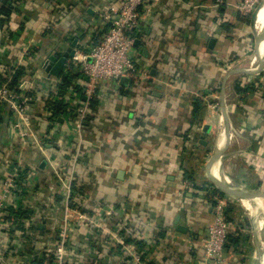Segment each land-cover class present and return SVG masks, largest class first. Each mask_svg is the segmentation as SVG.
Here are the masks:
<instances>
[{
  "label": "crops",
  "instance_id": "crops-1",
  "mask_svg": "<svg viewBox=\"0 0 264 264\" xmlns=\"http://www.w3.org/2000/svg\"><path fill=\"white\" fill-rule=\"evenodd\" d=\"M6 1L14 7L0 15V73L25 67L35 76L28 77L29 126H22L27 145L12 112H2L0 191L14 171L19 183L0 220V264H39L36 257L44 261L59 245L69 181L68 264H216L204 253L213 189L221 191L222 181L264 195V48L252 35L264 3L251 28L237 10L240 0H150L133 47L147 77L103 82L79 138L71 115H55L45 101L57 95L64 73L75 77L72 93L86 86L79 56L101 42L107 6L119 0ZM75 40L76 58L62 75L46 73L50 57L60 58ZM248 55L249 69L242 64ZM236 84L250 88L240 94ZM195 101H203L196 118ZM186 180L195 188L184 187ZM248 198H232L227 208L237 243L220 264H264L257 256L264 252V199L255 198L251 216Z\"/></svg>",
  "mask_w": 264,
  "mask_h": 264
},
{
  "label": "built area",
  "instance_id": "built-area-1",
  "mask_svg": "<svg viewBox=\"0 0 264 264\" xmlns=\"http://www.w3.org/2000/svg\"><path fill=\"white\" fill-rule=\"evenodd\" d=\"M263 1L240 0L237 10L243 17H249L256 12ZM149 2L150 0H119L108 4L105 15L109 27L107 33L97 46L79 56L81 72L87 78V83L84 87L86 102L82 104L79 110L77 122H72L74 131H76L79 138L82 136L84 121L90 115L91 101L97 95L103 82L118 83L122 78L141 80L147 77L144 72L142 73L138 69L137 61L133 54V47L142 20V12L146 10ZM0 104L6 105V108L12 112L14 117L13 128L24 141V145H27L28 132L22 128V126H29L26 100L11 92L6 86H3L0 88ZM48 111L50 110L48 109ZM35 145L42 151L43 145L40 143ZM78 157L79 148H77L75 155L72 157L70 164L72 168L76 165ZM18 183L19 173L14 171L1 184L0 220H3L5 216L6 202L12 197V193L17 188ZM183 185L189 189L195 188V184L189 180H186ZM64 186L67 213L63 219L64 226L60 234L61 239L56 248L47 250V260L39 264H49L48 259L50 257L53 258V264H68L67 257L70 254L67 248V229L70 225V217L67 207L71 196V182L69 181ZM232 203V198L229 197L217 196L214 199L212 207L213 223L209 227V238L204 244L205 259L207 261L215 262L216 264H220L223 261V248L230 233L226 212ZM81 218L83 217L81 216ZM126 264L141 263L138 260H132Z\"/></svg>",
  "mask_w": 264,
  "mask_h": 264
},
{
  "label": "trees",
  "instance_id": "trees-1",
  "mask_svg": "<svg viewBox=\"0 0 264 264\" xmlns=\"http://www.w3.org/2000/svg\"><path fill=\"white\" fill-rule=\"evenodd\" d=\"M262 4L259 5L257 8L256 12L246 18V24L253 28L255 24V18L258 10L262 9ZM14 7V3H9V1L4 0L2 3V6L0 8V15L4 16V18L9 17L12 9ZM261 7V8H260ZM260 12V11H259ZM259 14V13H258ZM4 20L0 19V31L3 30L4 27ZM10 68L8 66H4L2 68V72L0 73V88L3 86H6L11 92L19 95L21 98L27 100L29 97L33 98V95L30 94V85H31V80H28V77H32L33 75L35 76V73H31L27 71L25 67H20L16 70H12L11 72ZM31 73V74H30ZM61 83L57 86L56 92L57 95L54 97H48L46 99V105L51 107L52 111L55 112V115H62V114H70L72 118V122L76 123L79 110L82 107V95L84 93V88L83 87H78L75 89V91L72 93L71 90V85L75 81V77L71 76L70 73L63 74L61 76ZM250 86H246L245 88H241V84H236V89L237 91L241 94H244L246 90H248ZM69 101H74L75 103L73 104V107L69 106ZM98 104V98L95 96L90 104V114L93 115V108L97 106ZM203 107V101H195L194 104V117L196 118L198 116V113ZM6 105H1L0 104V109L2 110L0 113V123L3 122V119L5 120L6 117H10V111L6 108V113L5 116L2 114L3 110H5ZM212 195L214 197H224V194L219 191L218 189H213ZM214 204V203H213ZM230 225V222H228ZM229 238L233 239V243H237V238L231 236V233H229ZM34 262H43L40 261L38 257L34 259ZM45 259L44 261H46ZM53 258L50 257L48 259L49 264H53L52 262ZM70 264H76L74 261H71Z\"/></svg>",
  "mask_w": 264,
  "mask_h": 264
},
{
  "label": "water",
  "instance_id": "water-1",
  "mask_svg": "<svg viewBox=\"0 0 264 264\" xmlns=\"http://www.w3.org/2000/svg\"><path fill=\"white\" fill-rule=\"evenodd\" d=\"M261 8V7H260ZM260 9L258 10L257 14H256V18H255V28H256V21H257V16L259 13ZM257 40L259 41V43L262 42V40H264V27H262L261 32L256 35ZM139 41H135V46H138ZM77 45V41L75 40L72 44L71 47H69L60 58L57 57H50L49 59V63L46 65L45 67V71L46 73L50 74L51 76L54 77H60L64 71V68L67 64V62L70 59H74L76 57V50L74 49ZM90 62V60H89ZM128 83V79L127 78H122L121 79V85H126ZM209 130V126H205L204 131L208 132ZM46 165V162L42 163L41 168H44V166ZM219 187L221 189V191L232 198H237L240 199L241 195L243 194H248V195H252L253 197H255L256 199H264V195L260 192L257 191H250V190H244V189H233V188H228L222 181L219 182ZM176 226H177V230L180 233H184L186 234L188 232V229L184 226L179 225V218L176 220L175 222ZM232 243L231 239L227 240V243L225 245V247L223 248V256L226 257L228 252H229V245Z\"/></svg>",
  "mask_w": 264,
  "mask_h": 264
},
{
  "label": "bare ground",
  "instance_id": "bare-ground-1",
  "mask_svg": "<svg viewBox=\"0 0 264 264\" xmlns=\"http://www.w3.org/2000/svg\"><path fill=\"white\" fill-rule=\"evenodd\" d=\"M263 3H264V1H263ZM257 26H258V28H257L258 30H256V32H257V35H258L261 32L262 27H264V10L261 13V18L257 22ZM262 48H264V40H262V43L260 45V50L259 51H261ZM248 197H249L248 198L249 200H247V205H245V207L247 208L248 212H255V213L257 212L258 213V211L256 210L257 209V207H256L257 201L255 200V197H253L252 195H248ZM260 250L262 251V248H260ZM263 261H264V259H263Z\"/></svg>",
  "mask_w": 264,
  "mask_h": 264
},
{
  "label": "rangeland",
  "instance_id": "rangeland-1",
  "mask_svg": "<svg viewBox=\"0 0 264 264\" xmlns=\"http://www.w3.org/2000/svg\"><path fill=\"white\" fill-rule=\"evenodd\" d=\"M252 35L256 36V32L254 31V28H253ZM254 44H255V42L253 41V45H254ZM252 55H253V54H252ZM252 55H248V56L245 58V60L242 62L244 68H247V69L251 68V67H250V64H251L252 59H253V56H252ZM255 64H256V67H257L258 62H255ZM256 67H254V68H256ZM249 213H251V216H253L255 212H249ZM259 220H260V219H259ZM258 232H259V231H258ZM263 249H264V246L262 247V251H263ZM263 253H264V252H262V253H260V254L257 255L259 259H262V261H263V259H264V256H263L264 254H263ZM259 264H260V263H259Z\"/></svg>",
  "mask_w": 264,
  "mask_h": 264
}]
</instances>
